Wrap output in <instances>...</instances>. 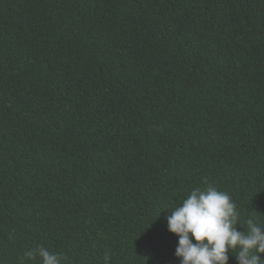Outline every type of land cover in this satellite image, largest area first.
Wrapping results in <instances>:
<instances>
[{
  "label": "trees",
  "instance_id": "trees-1",
  "mask_svg": "<svg viewBox=\"0 0 264 264\" xmlns=\"http://www.w3.org/2000/svg\"><path fill=\"white\" fill-rule=\"evenodd\" d=\"M206 183L264 224V0H0V264H179Z\"/></svg>",
  "mask_w": 264,
  "mask_h": 264
},
{
  "label": "clouds",
  "instance_id": "clouds-1",
  "mask_svg": "<svg viewBox=\"0 0 264 264\" xmlns=\"http://www.w3.org/2000/svg\"><path fill=\"white\" fill-rule=\"evenodd\" d=\"M167 229L178 237L174 255L179 264H228L235 252L237 264H261L264 258V224L250 217L241 224L240 213L232 197L211 183L194 187L165 216ZM244 227L237 230L236 225ZM27 260L40 264H62V253L43 245L24 253ZM110 256L105 254L108 264Z\"/></svg>",
  "mask_w": 264,
  "mask_h": 264
}]
</instances>
